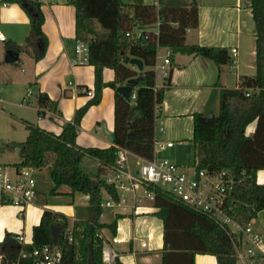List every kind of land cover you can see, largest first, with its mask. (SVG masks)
Listing matches in <instances>:
<instances>
[{
	"label": "trees",
	"instance_id": "obj_1",
	"mask_svg": "<svg viewBox=\"0 0 264 264\" xmlns=\"http://www.w3.org/2000/svg\"><path fill=\"white\" fill-rule=\"evenodd\" d=\"M17 3L29 20L26 44L41 43L42 49L35 59L42 57L47 37L42 32L44 15L40 0H2ZM75 9L76 34L72 40L70 59L78 62L76 44H83L87 53L81 59L93 66V96L73 116L62 124L59 134L38 125L27 124L23 142H10L17 149L16 166L36 169L49 166L53 183L51 194L66 185L70 193L88 196L90 216L86 220H71L62 212L44 208L39 223L32 227L31 241L22 243L18 235L6 231L0 241V257L15 262L21 252L29 254L34 248L49 245L61 250V264H104L103 239L98 238L103 193L118 201L113 186L106 183L104 169L114 163L118 147H123L144 159L153 157L156 107L163 100L164 87H156L153 70L158 48L166 47L175 53L201 55L217 66L230 62L225 47L186 44L187 29L198 25L197 0H159L154 3L125 4L122 0H66ZM255 27V74L243 76L238 88H222L219 92L217 113L192 114L193 166L208 172L227 170L234 178L230 194L232 216L246 223L264 210V183L256 174L264 169V0H250ZM96 24L100 31L96 30ZM157 24V31L147 27ZM137 28L145 40L128 37L126 32ZM13 45H8V48ZM17 49V47H16ZM139 58L143 67L134 69L124 58ZM114 71V78L103 81L104 68ZM140 75L129 97L117 91L128 79ZM104 87L114 90L112 145L107 148L80 147L76 144L77 128L91 105L100 102ZM249 91L247 95L246 92ZM134 94V98L131 95ZM37 114L45 110L58 113L56 101L45 93L37 96ZM255 122L251 134L249 124ZM99 162L95 173L82 164L84 157ZM155 205L163 224L162 264H194L196 253L212 254L216 264H236L235 249L230 237L207 216L188 206L156 192ZM178 251V252H177ZM176 253L179 254L176 257ZM20 264H32L31 258L19 259ZM115 264H124L116 259Z\"/></svg>",
	"mask_w": 264,
	"mask_h": 264
},
{
	"label": "crops",
	"instance_id": "obj_2",
	"mask_svg": "<svg viewBox=\"0 0 264 264\" xmlns=\"http://www.w3.org/2000/svg\"><path fill=\"white\" fill-rule=\"evenodd\" d=\"M40 1L44 15L41 29L47 37V45L39 59L34 56L41 52V43L26 44L29 20L24 11L17 3L0 5V33L6 36V41L0 42V88L24 87L26 93H34V122L47 131L59 134L62 124L72 121L75 111L93 96L94 73L92 65L72 62L70 59L72 47L66 41L72 40L76 34L74 7L67 4L66 0ZM122 1L125 4H136L154 3L156 0ZM249 3L250 0H197L198 25L196 28L187 29L185 43L225 47L229 51L230 62L217 66L213 60L201 55L175 53L170 56V63L165 67L168 77L157 76L155 80L157 87H164L163 100L155 113L156 126L163 128L159 133L160 139L171 141L173 145L175 141L191 140L192 114L215 113L220 89L238 88L243 76L255 74V27ZM96 30L100 31L97 24ZM147 30L156 32L157 24L147 27ZM8 45L13 47L8 48ZM8 49L18 53L17 61H4ZM167 50L166 47L158 48L155 64L162 63ZM102 77L105 82L113 80V69L104 68ZM40 92L56 101L57 114L48 110L43 115L37 114V96ZM3 100V96H0V101ZM113 108L114 90L104 87L100 102L91 105L80 120L76 134L78 146L107 148L112 145ZM254 127L255 122L249 124L246 134H251ZM15 150L17 151L16 148ZM82 164L91 173H95L99 167V162L88 156L84 157ZM36 171L45 173L50 178L49 166ZM106 173L107 170L104 169V177ZM256 180L264 183V169L257 172ZM52 187L50 179L48 190ZM36 189L35 202L21 212L13 205L0 206V241L8 231L30 242L32 227L39 223L44 208L62 212L72 221L89 218L87 195L82 194L86 203L78 206L74 199L75 193L71 194L70 188L62 185L57 188V193L72 195L71 202L50 204L37 184ZM108 200L109 196L103 194L104 204L101 205L98 217L105 245L116 251L117 258L124 264H162L165 250L159 208L156 206L151 211L148 209L149 213L137 215L133 213L130 198L105 205ZM252 223L260 234V245L264 250V210L257 213ZM145 237L147 242L144 241ZM137 240H140L139 244ZM142 242H145L144 246L141 245ZM178 256L176 253V257ZM194 264H216V258L212 254L196 253Z\"/></svg>",
	"mask_w": 264,
	"mask_h": 264
},
{
	"label": "built area",
	"instance_id": "obj_3",
	"mask_svg": "<svg viewBox=\"0 0 264 264\" xmlns=\"http://www.w3.org/2000/svg\"><path fill=\"white\" fill-rule=\"evenodd\" d=\"M2 3L0 0V5ZM154 4L158 5V1L156 0ZM140 33L141 31L134 27L126 32V36L138 37ZM4 41L6 37L0 33V42ZM75 52L79 58L78 62H82L81 58L86 55L87 48L83 44H76ZM170 56L171 52L168 49L162 63L154 64L156 77H168L165 67L170 63ZM130 65L137 69L135 64ZM246 94L248 95L249 91ZM131 98H134V94ZM162 131V127L155 125L151 159L139 157L123 147L117 148L114 163L107 168L104 178L106 183L115 189L118 201H113L109 197L105 205L126 200L129 195L133 213L143 215L155 209V194L158 191L216 223L232 240L236 260L241 264H264L261 237L254 229L252 220L241 223L231 214L229 199L234 188V178L231 174L227 170L208 172L205 169L197 170L195 167L190 170L189 167L180 166L168 158L157 157L159 152L173 145V142L159 138ZM131 158L135 161L132 162ZM35 173L36 168L32 166L0 163V206L13 205L21 212L34 203L37 195ZM103 204L102 202L101 205ZM97 236L103 239L100 232ZM18 240L27 243L19 235ZM141 245L144 246L145 242ZM117 257V252L108 248L103 240V263L115 264ZM21 258H31L32 264H61V250L58 247L43 245L34 248L29 254L21 252L18 260L12 263L0 257V264H20Z\"/></svg>",
	"mask_w": 264,
	"mask_h": 264
},
{
	"label": "rangeland",
	"instance_id": "obj_4",
	"mask_svg": "<svg viewBox=\"0 0 264 264\" xmlns=\"http://www.w3.org/2000/svg\"><path fill=\"white\" fill-rule=\"evenodd\" d=\"M6 37V36H5ZM0 96H3V101H0V162L14 164L19 162V156L15 148L10 147V142H23L27 136V124L37 125L34 121L36 113L33 110L35 105L34 93H26L25 88H0ZM5 101V102H4ZM218 111L217 110L215 113ZM159 158H168L180 166H187L190 170L193 166V155L191 140L175 141L173 147L161 151L157 154ZM132 162L135 159L131 158ZM37 187L46 198L48 203H70V194H51L48 190L50 178L45 173L39 171L35 173ZM45 189V190H43ZM106 194V193H103ZM129 198V195H127ZM126 198V199H127ZM75 203L81 206L86 203L82 193L74 194ZM103 227H106L105 225ZM147 242V237L144 238ZM138 244L140 240L136 241ZM240 264V263H236Z\"/></svg>",
	"mask_w": 264,
	"mask_h": 264
},
{
	"label": "water",
	"instance_id": "obj_5",
	"mask_svg": "<svg viewBox=\"0 0 264 264\" xmlns=\"http://www.w3.org/2000/svg\"><path fill=\"white\" fill-rule=\"evenodd\" d=\"M22 1H24V0H22ZM138 38L141 41L145 40L144 35L142 33L139 34ZM17 58H18V53L16 51H13L12 49L6 50L5 56H4L5 62H15V61H17ZM123 62L129 63V64H135L137 66L138 70H141L143 67L142 61L136 57L126 56L124 58ZM139 78H140V75H138L137 77L128 79L125 84L117 87V91L122 93L124 96L129 97V95L132 91L133 85L139 80Z\"/></svg>",
	"mask_w": 264,
	"mask_h": 264
}]
</instances>
